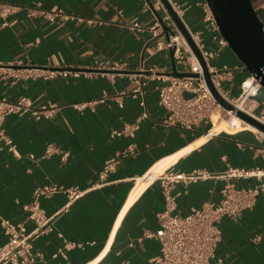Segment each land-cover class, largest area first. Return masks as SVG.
I'll list each match as a JSON object with an SVG mask.
<instances>
[{"label":"crops","instance_id":"1","mask_svg":"<svg viewBox=\"0 0 264 264\" xmlns=\"http://www.w3.org/2000/svg\"><path fill=\"white\" fill-rule=\"evenodd\" d=\"M6 1L46 11L61 7L103 22L29 15L24 8L8 16L6 25L0 20V95L12 100L27 96L33 107L47 102L57 105L50 116L39 119L28 111L6 116L4 129L19 155L0 148V215L12 222L23 221V204L36 185L57 182L87 188L103 161L111 154L120 155L115 170L103 183L86 189L66 206L64 193L42 199L46 214L55 213V220L52 230L34 240V264H152L159 242L146 233L157 228V213L165 206L162 188L155 179L159 173L168 169L218 175L229 165L249 168L264 164V153L254 150L258 141L252 129L235 118L220 116L213 119L212 125L200 124L193 130L167 125L165 110L156 102L154 79L148 80L145 87L148 116L140 121L133 136L111 137L109 131L134 120L141 110L138 97L124 95L123 107L113 99L93 109L71 106L98 97L102 90L112 95L131 90L129 72L115 73L111 78L97 70L99 63L123 62L128 71H137L141 66L173 70L169 51L156 50L148 31L132 30L124 24V20L151 22L152 13L141 0ZM179 1L186 7L184 15L189 13L205 27L201 8L204 0ZM251 1L264 26V0ZM117 8L122 9L124 18ZM229 56L233 64L242 65ZM16 59L38 66L73 65L87 73L48 79L13 80L9 75L1 76L4 66ZM174 65L176 71L182 69L175 57ZM248 103V99H240L237 106L244 109ZM206 125L208 128L201 131ZM130 143L133 149L128 151ZM49 144L68 155L45 154ZM255 181L253 177L210 176L176 182L170 190L175 198L174 212L185 214L205 200H219L221 188L228 182L247 186ZM26 225L31 228L32 222L27 220ZM219 226L222 235L214 260L264 264V191L253 208L245 210L236 221L223 217ZM63 238L84 245L66 250V257H53Z\"/></svg>","mask_w":264,"mask_h":264},{"label":"built area","instance_id":"2","mask_svg":"<svg viewBox=\"0 0 264 264\" xmlns=\"http://www.w3.org/2000/svg\"><path fill=\"white\" fill-rule=\"evenodd\" d=\"M147 6L152 19L148 24H142L136 20H124L126 27L132 30L148 31L150 41L156 50H173L175 59L180 63L182 69L179 72H190L193 75L173 74L156 67L141 68L137 71H128L123 62L113 61L110 64L99 63L96 67L101 73H106L111 78L115 73L123 74L129 72L132 82L130 91H121L112 95L102 90L98 97L72 103L71 106L78 109H93L98 103L114 100L118 107L124 106L123 96L131 95L138 97L141 107L140 112L132 121H125L121 128L109 131L113 136H133L138 129L140 121L148 116L145 100V87L150 79L156 80L154 85L156 91V102L165 110L164 122L167 125H175L183 129L193 130L200 124H213V119L220 116L228 118L234 111L225 108L212 94L203 75L202 66L185 35L177 25L175 19L169 12L162 0H141ZM176 16L182 21L191 40L200 52L210 80L216 91L229 103L234 105L240 99H248L251 105H247L244 112L254 116L264 123V98L259 97L262 89L258 80L250 73L246 74L239 82V90L231 95L230 89L224 87L222 82L232 81L234 72L239 69L238 64L224 62L221 66L209 61V51L206 48L200 30H192L184 20L186 7L179 0H166ZM24 8L29 15L38 14L42 16H54L64 20H76L79 22L102 24V20L92 17L78 16L59 7L54 11L36 9L34 7L20 5L18 3L0 0V20L6 25L7 18L19 9ZM203 11L202 21L209 36L216 43L215 54L228 46L226 39L221 35L217 22L208 6L206 0L201 2ZM159 11H162L159 14ZM119 15L123 17L122 9L117 8ZM243 70V64H242ZM87 73L84 68L73 65L38 66L26 63L23 59H16L4 66L1 76L9 75L13 80L20 78L42 77L45 79L55 76H80ZM185 93H189L188 96ZM57 105L51 102L44 103L39 107H33L27 96H21L12 100L5 95H0V148L5 147L15 155H19L14 142L5 132L4 121L7 115L20 111H28L35 119L50 116ZM240 109V108H238ZM258 145L254 150L264 153V131L256 128L252 130ZM239 144V143H238ZM252 146V145H251ZM250 146V147H251ZM126 149L131 151L133 144H128ZM45 154L59 152L61 157H66L68 152L59 150L52 144L45 147ZM33 158V153L28 154ZM120 159L118 153L109 155L101 167L96 171L94 179L90 180L89 187L82 188L79 185H65L57 182L42 183L32 189L31 196L23 204L25 219L20 222H12L0 215V264H34L37 261V253L34 251V240L54 228L55 213L46 214L42 199L53 196L56 193H64L67 196L66 206L70 201L80 197L86 189L100 185L106 177L112 173ZM210 176L229 177H253L256 181L253 185L237 186L232 182L226 183L221 188L219 200H205L199 206L191 207L185 214H178L175 210V198L171 193L174 183L183 181L188 183L198 178ZM155 179L163 191L165 200L164 209L157 213L158 226L154 231L146 233L159 242V252L152 257V264H224L220 259H213L216 247L221 240L222 231L219 222L223 217L236 221L242 213L254 207L259 194L264 191V164L253 167L227 166L218 175H209L205 171H192L190 173L176 172L165 169ZM64 208V207H63ZM32 222L28 228L26 221ZM62 236V233L59 232ZM63 237V236H62ZM259 235L255 236L258 239ZM83 243L63 238V244L58 247L52 256L62 255L75 247H83Z\"/></svg>","mask_w":264,"mask_h":264},{"label":"water","instance_id":"3","mask_svg":"<svg viewBox=\"0 0 264 264\" xmlns=\"http://www.w3.org/2000/svg\"><path fill=\"white\" fill-rule=\"evenodd\" d=\"M177 25L185 35L191 48L198 57L202 66L206 83L214 97L227 109L232 110L240 118L264 131V123L254 116L236 108L224 99L214 88L210 80L206 64L199 50L191 40L182 21L176 16L166 0H162ZM217 22L221 35L226 39L229 48L243 64V71L254 76L260 86L264 88V26L259 19L251 0H206ZM172 58V73L181 75H193L190 72H178L174 65L173 50L169 49Z\"/></svg>","mask_w":264,"mask_h":264},{"label":"rangeland","instance_id":"4","mask_svg":"<svg viewBox=\"0 0 264 264\" xmlns=\"http://www.w3.org/2000/svg\"><path fill=\"white\" fill-rule=\"evenodd\" d=\"M162 11H159V14H161ZM184 20L188 23L190 28L192 30L198 29L200 30V34L203 37V40L205 42L206 48L209 51V61L216 64L217 66H221L224 62L228 64H233V61H230V54L233 55V58L235 57V62H238L239 64H242L241 61L237 58V56L234 54V52L229 48V46L226 47V49H222L219 51L218 55H216L215 49L217 48L216 43L213 42L209 36V33L207 32V29L203 27L201 22L196 20L192 15L189 13H186L184 15ZM248 74L247 71L242 70V65L239 66V69L234 72V79L233 81H223L222 85L228 89H230V94H236L239 90V82L240 80ZM186 96L189 95V93H185ZM264 95V88L260 90L259 97ZM209 125H206L202 128L201 131H204L206 128H208ZM44 199V198H43Z\"/></svg>","mask_w":264,"mask_h":264},{"label":"bare ground","instance_id":"5","mask_svg":"<svg viewBox=\"0 0 264 264\" xmlns=\"http://www.w3.org/2000/svg\"><path fill=\"white\" fill-rule=\"evenodd\" d=\"M248 105H251L250 104V102L248 103ZM236 106H237V104H236ZM238 108H240V109H243V108H241V107H239V106H237ZM247 107V106H246ZM244 108V110H247L248 112H249V110L247 109V108ZM229 119H237V120H239L240 122H242V123H245L246 124V126H248V127H250L252 130H255L257 127H255V126H253L252 124H250V123H248V122H246L245 120H243L242 118H240L238 115H236V114H234V113H232L231 112V116L230 117H228Z\"/></svg>","mask_w":264,"mask_h":264}]
</instances>
